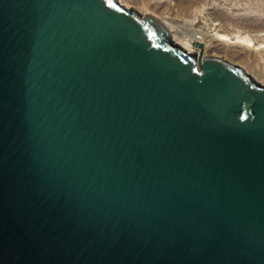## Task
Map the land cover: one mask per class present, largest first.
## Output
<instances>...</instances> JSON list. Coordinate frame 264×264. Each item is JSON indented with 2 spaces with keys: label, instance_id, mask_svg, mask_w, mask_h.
<instances>
[{
  "label": "water",
  "instance_id": "95a60500",
  "mask_svg": "<svg viewBox=\"0 0 264 264\" xmlns=\"http://www.w3.org/2000/svg\"><path fill=\"white\" fill-rule=\"evenodd\" d=\"M0 264H264V85L119 0H0Z\"/></svg>",
  "mask_w": 264,
  "mask_h": 264
},
{
  "label": "rangeland",
  "instance_id": "374dc122",
  "mask_svg": "<svg viewBox=\"0 0 264 264\" xmlns=\"http://www.w3.org/2000/svg\"><path fill=\"white\" fill-rule=\"evenodd\" d=\"M120 2L142 14L156 16L181 40L185 37L181 32L196 35L200 32H211L218 25L219 32L221 30L223 34L249 36L256 48L208 39L207 55L241 66L264 85V0H120Z\"/></svg>",
  "mask_w": 264,
  "mask_h": 264
},
{
  "label": "bare ground",
  "instance_id": "6f19581e",
  "mask_svg": "<svg viewBox=\"0 0 264 264\" xmlns=\"http://www.w3.org/2000/svg\"><path fill=\"white\" fill-rule=\"evenodd\" d=\"M119 2H120V0H119ZM125 7L128 8L127 6H125ZM139 13L142 16H146V15L154 16L152 14H142L141 12H139ZM154 18H157V17L154 16ZM157 19L160 20L159 18H157ZM160 21L162 22V20H160ZM162 23H164V22H162ZM217 27L215 26L214 30H212L211 32H206V33L200 32L198 34L196 33V35H189L188 33L181 32V34H183L185 36L184 40L179 39L176 35L173 34V32L168 27L167 28L170 31L171 37L176 44L181 46L188 53L196 54L197 56H199V55L206 56L207 55L208 46H207L206 42L208 39H216L217 41L222 42V43H226V44L240 45V46H245V47H249V48H256V45L253 43L252 38H250L249 36L238 35V34L234 35V36H229V35L221 33V30L219 32ZM213 32H215V33H213ZM198 45H201V46H198Z\"/></svg>",
  "mask_w": 264,
  "mask_h": 264
}]
</instances>
